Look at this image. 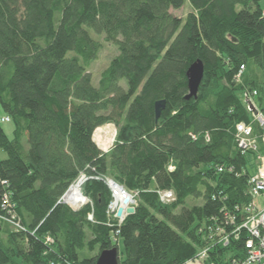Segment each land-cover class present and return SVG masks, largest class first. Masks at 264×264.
Segmentation results:
<instances>
[{
    "label": "trees",
    "instance_id": "1",
    "mask_svg": "<svg viewBox=\"0 0 264 264\" xmlns=\"http://www.w3.org/2000/svg\"><path fill=\"white\" fill-rule=\"evenodd\" d=\"M186 4L185 18L172 13ZM108 43L117 55L96 85ZM197 60L205 77L188 99ZM256 112L264 0H0V264H98L111 249L120 264L198 261L228 219L248 217L264 156ZM112 124L106 153L95 133ZM241 124L257 151L239 147ZM82 174L89 202L75 210L62 198ZM107 178L139 197L123 223ZM237 236L202 263L244 260L248 235Z\"/></svg>",
    "mask_w": 264,
    "mask_h": 264
},
{
    "label": "built area",
    "instance_id": "2",
    "mask_svg": "<svg viewBox=\"0 0 264 264\" xmlns=\"http://www.w3.org/2000/svg\"><path fill=\"white\" fill-rule=\"evenodd\" d=\"M255 117L262 129L261 138L262 145H264V116L257 113ZM237 131L239 147L241 149L255 151L258 150L257 141L255 138H253V131L251 128L247 127L244 124H241L237 126ZM259 160L260 165L257 169L258 171L250 179L253 202L246 209L248 217L245 220V223L241 225H235V219H228L229 224L231 226H234V229L231 231H227L228 229L226 228H220L218 233L221 237L216 242L211 244L207 249H204L201 253H199L197 257L199 261L204 262V260L208 257L209 252L213 251L214 248H216L215 246L228 245L232 238H235V236L236 238H238L237 235L244 231L248 235V238L246 239L244 244L246 250V258L241 261L236 260L234 264H264V156L260 157ZM83 180L84 179L82 178L80 182L82 183ZM109 181L110 183L106 181L108 188L111 187L110 190L112 201L108 206L109 212L111 214L117 215L119 209L122 208L124 209V214H126V211L130 206L129 204H134V202L132 201V195L129 193V191L118 185L115 181ZM81 187L82 184L79 186L77 185L78 189ZM160 196L163 202H167L173 198L171 191L163 192ZM80 199L82 200V203H80V205H83V203H88V201H86L87 199L82 196L81 191ZM126 199H129V202L125 204ZM62 200L64 201V203L66 202L67 205L72 203V201L69 202L68 197L67 199L63 197ZM69 206L72 207L71 205Z\"/></svg>",
    "mask_w": 264,
    "mask_h": 264
},
{
    "label": "rangeland",
    "instance_id": "3",
    "mask_svg": "<svg viewBox=\"0 0 264 264\" xmlns=\"http://www.w3.org/2000/svg\"><path fill=\"white\" fill-rule=\"evenodd\" d=\"M188 4H186V7L185 8H182V10H178V11H175V10H172V13H174L176 16H178L179 18H185L187 16V14L190 12V8L187 7ZM117 55V50L116 48H114L112 45H110L109 43L106 44L104 46V49L103 51L101 52L100 54V57L98 58V61L97 62H94L92 65H91V69L94 76H95V84L98 85V79H99V75L101 74V72L106 68L108 67L110 61L112 60L113 57H115ZM97 82V83H96ZM2 127L5 129L8 137L10 139H14V130H15V127H14V124L13 123H4L2 125ZM116 127L112 124L110 125V128H107V129H101L100 131H96L95 133V139H96V142L98 145H100V147L107 153L108 151H110L112 148H113V144H114V141L116 139ZM24 145H27V140L24 141ZM6 158V155L2 152H0V159H4ZM84 179L82 181V183L80 182L81 179ZM111 179H105V181L109 182ZM86 181H88V178L82 174L81 176L78 177V179L72 184V186L69 188V191L64 195L65 199H67V197H69V194L70 192L72 191V188L74 187H77V185H81L82 184V187L84 185V183H86ZM80 182V183H79ZM79 188L82 193V196L87 199L86 201L89 202V199L83 194V189ZM111 188V187H110ZM113 189V188H112ZM115 189V187H114ZM111 191V190H110ZM133 199L132 201L134 202V204H129L130 208H134L136 209L135 207L137 206V203L139 201V197L137 196V194H134V193H131L129 192ZM81 200V199H80ZM70 202V201H69ZM66 203V202H65ZM87 203V202H86ZM67 204V203H66ZM79 204L76 203V201H72V203H70L69 205L72 206V208H75L76 210H79L81 208H83L84 205H86L85 203H83V205H77ZM187 206H190V202H188ZM125 213V212H124ZM123 213V216L121 218H118L117 215H115V218H118L120 220V223H123L127 216L129 215L126 211V214ZM125 215V216H124ZM120 250H123V244L121 243L120 244ZM192 264H203L202 261H196V262H193ZM205 264V263H204Z\"/></svg>",
    "mask_w": 264,
    "mask_h": 264
},
{
    "label": "water",
    "instance_id": "4",
    "mask_svg": "<svg viewBox=\"0 0 264 264\" xmlns=\"http://www.w3.org/2000/svg\"><path fill=\"white\" fill-rule=\"evenodd\" d=\"M204 72H205V65H203L201 60L195 61L193 65L189 68L187 71L186 76L188 77V88H189V94L186 98L192 99L196 98L197 94L200 89V85L203 82L204 79ZM166 100L165 101H159L155 105L156 110V119H159L162 115V113L165 111L166 107ZM129 202V199H126L125 204ZM135 212L134 208H130L127 210L128 214H133ZM124 209L120 208L117 212V217L121 218L123 216ZM119 252L118 249H111L107 250L106 252H103L97 263L98 264H120L119 262Z\"/></svg>",
    "mask_w": 264,
    "mask_h": 264
},
{
    "label": "bare ground",
    "instance_id": "5",
    "mask_svg": "<svg viewBox=\"0 0 264 264\" xmlns=\"http://www.w3.org/2000/svg\"><path fill=\"white\" fill-rule=\"evenodd\" d=\"M256 114H257V112L255 113V115ZM68 200L73 201V202L76 201V203L79 202V204L82 203V200H80V191L77 187L72 188V191L69 194ZM79 204H77V205H79Z\"/></svg>",
    "mask_w": 264,
    "mask_h": 264
},
{
    "label": "crops",
    "instance_id": "6",
    "mask_svg": "<svg viewBox=\"0 0 264 264\" xmlns=\"http://www.w3.org/2000/svg\"><path fill=\"white\" fill-rule=\"evenodd\" d=\"M107 129V128H110V125H107V126H104V127H101V129ZM101 129H99V131L101 130Z\"/></svg>",
    "mask_w": 264,
    "mask_h": 264
}]
</instances>
